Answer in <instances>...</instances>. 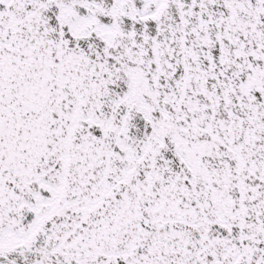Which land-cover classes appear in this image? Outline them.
Instances as JSON below:
<instances>
[{
  "label": "snow or ice",
  "instance_id": "6c2138e0",
  "mask_svg": "<svg viewBox=\"0 0 264 264\" xmlns=\"http://www.w3.org/2000/svg\"><path fill=\"white\" fill-rule=\"evenodd\" d=\"M0 264H264V0H0Z\"/></svg>",
  "mask_w": 264,
  "mask_h": 264
}]
</instances>
